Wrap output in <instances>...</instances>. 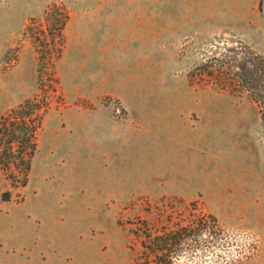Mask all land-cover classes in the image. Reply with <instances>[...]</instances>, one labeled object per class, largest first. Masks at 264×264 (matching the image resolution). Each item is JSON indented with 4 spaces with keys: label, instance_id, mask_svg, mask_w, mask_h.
Masks as SVG:
<instances>
[{
    "label": "rangeland",
    "instance_id": "374dc122",
    "mask_svg": "<svg viewBox=\"0 0 264 264\" xmlns=\"http://www.w3.org/2000/svg\"><path fill=\"white\" fill-rule=\"evenodd\" d=\"M239 47L264 58V0H0V115L48 102L24 185L0 180V264H155L141 220L188 225L173 264H264V121L191 76Z\"/></svg>",
    "mask_w": 264,
    "mask_h": 264
},
{
    "label": "trees",
    "instance_id": "16d2710c",
    "mask_svg": "<svg viewBox=\"0 0 264 264\" xmlns=\"http://www.w3.org/2000/svg\"><path fill=\"white\" fill-rule=\"evenodd\" d=\"M58 15L57 18H51L46 27L49 41L38 35L34 38L37 52L43 61L46 57L47 61L57 57L62 45V26L67 15L63 9H60ZM226 51L227 53L213 55L208 61L196 66L194 74L191 75L192 81L219 90L247 94L255 104L260 119L264 121V58L246 47ZM47 104L45 96H35L24 99L0 115V180L9 181L13 187L22 186L26 181L30 157L36 145L35 134ZM9 197V190H0V200L7 201ZM212 220L214 226H206L202 217H199L195 228L198 232L205 228L211 232L213 227L219 229L215 219ZM148 229L149 226L142 220L135 229L141 244L140 254L144 256V260L150 257L155 259V264H173L172 257L185 239L188 225H181L176 230H169L155 237L149 236Z\"/></svg>",
    "mask_w": 264,
    "mask_h": 264
}]
</instances>
